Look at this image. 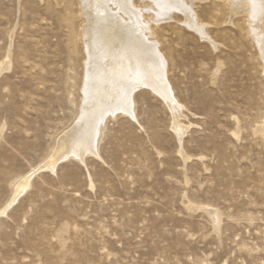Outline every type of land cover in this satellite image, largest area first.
Instances as JSON below:
<instances>
[{
  "label": "rangeland",
  "instance_id": "obj_1",
  "mask_svg": "<svg viewBox=\"0 0 264 264\" xmlns=\"http://www.w3.org/2000/svg\"><path fill=\"white\" fill-rule=\"evenodd\" d=\"M223 2L194 0L217 47L179 12L155 26L181 134L165 100L136 89L138 122L107 117L99 157L36 171L0 215V264H264V47ZM81 13L0 0V210L80 119Z\"/></svg>",
  "mask_w": 264,
  "mask_h": 264
},
{
  "label": "bare ground",
  "instance_id": "obj_2",
  "mask_svg": "<svg viewBox=\"0 0 264 264\" xmlns=\"http://www.w3.org/2000/svg\"><path fill=\"white\" fill-rule=\"evenodd\" d=\"M135 1L78 0L81 14L86 20L82 31L87 57L86 70L84 69L86 81L82 90L84 104L80 110L82 114L79 116V121L75 123L76 125L74 124L72 129L57 140L51 157L15 186L10 200L0 210V215H4L30 187L32 176L36 171H54L58 163L70 158L83 162L87 155L99 157L98 139L104 122L107 117L119 112L112 110L117 109V106L122 103L126 91L133 105V93L140 87L150 89L153 94L160 95L174 117L172 124L174 130L181 134L183 128L185 129L178 121L182 109L173 97L172 89L167 82V61L159 49L155 26L157 27L158 23L163 20L171 19L173 13L179 12L184 17L185 25L200 39L213 46H216L215 42L209 36L206 25L199 20L197 12L192 7L195 4L194 0H184L187 8L177 11L153 8L151 0H139V4ZM222 1L230 11H234L233 14L239 10L244 11L248 32L259 47L258 49L262 51L264 10L259 7L253 9L249 6L248 0ZM257 2L259 4L261 0ZM9 60L8 55L1 71L9 69ZM101 112H103V119L99 120ZM257 132L264 135V121L257 128ZM208 212L216 222L215 211L208 210Z\"/></svg>",
  "mask_w": 264,
  "mask_h": 264
},
{
  "label": "snow or ice",
  "instance_id": "obj_3",
  "mask_svg": "<svg viewBox=\"0 0 264 264\" xmlns=\"http://www.w3.org/2000/svg\"><path fill=\"white\" fill-rule=\"evenodd\" d=\"M248 4L253 9L259 7L261 10H264V0H261L259 4L257 0H248ZM129 6L131 5L129 4ZM151 6L153 8L164 11H177L182 8H187V5L184 3V0H151ZM192 7L194 8L195 5H193ZM112 111H119L123 115L130 117L133 122H138L134 112V105L132 104V101L129 98V93L127 91L123 95L122 103L117 106V109H113ZM98 119H103V112L99 114ZM73 154H76L75 150ZM77 158L79 157L77 156Z\"/></svg>",
  "mask_w": 264,
  "mask_h": 264
}]
</instances>
